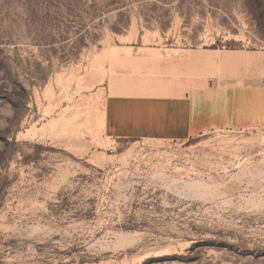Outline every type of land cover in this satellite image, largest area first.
Here are the masks:
<instances>
[{"label": "rangeland", "instance_id": "rangeland-1", "mask_svg": "<svg viewBox=\"0 0 264 264\" xmlns=\"http://www.w3.org/2000/svg\"><path fill=\"white\" fill-rule=\"evenodd\" d=\"M157 1L0 0V264H264V125L102 131L127 45L264 53V0Z\"/></svg>", "mask_w": 264, "mask_h": 264}, {"label": "crops", "instance_id": "crops-1", "mask_svg": "<svg viewBox=\"0 0 264 264\" xmlns=\"http://www.w3.org/2000/svg\"><path fill=\"white\" fill-rule=\"evenodd\" d=\"M131 2L139 18L146 15L144 25H152L147 16L159 10V1ZM126 48L132 51L122 52L106 80V137L182 141L213 130L264 125L263 52L152 41Z\"/></svg>", "mask_w": 264, "mask_h": 264}, {"label": "built area", "instance_id": "built-area-1", "mask_svg": "<svg viewBox=\"0 0 264 264\" xmlns=\"http://www.w3.org/2000/svg\"><path fill=\"white\" fill-rule=\"evenodd\" d=\"M263 85H264V81H263Z\"/></svg>", "mask_w": 264, "mask_h": 264}]
</instances>
